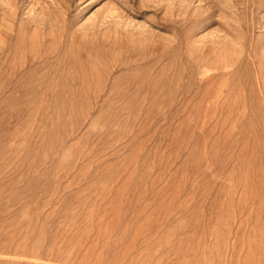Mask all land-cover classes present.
Wrapping results in <instances>:
<instances>
[{
  "label": "rangeland",
  "instance_id": "rangeland-1",
  "mask_svg": "<svg viewBox=\"0 0 264 264\" xmlns=\"http://www.w3.org/2000/svg\"><path fill=\"white\" fill-rule=\"evenodd\" d=\"M0 264H264V0H0Z\"/></svg>",
  "mask_w": 264,
  "mask_h": 264
}]
</instances>
